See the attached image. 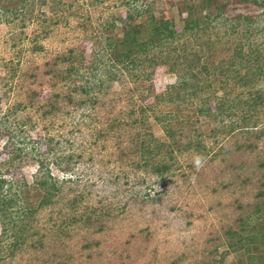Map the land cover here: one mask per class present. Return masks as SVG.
Segmentation results:
<instances>
[{
	"label": "rangeland",
	"instance_id": "rangeland-1",
	"mask_svg": "<svg viewBox=\"0 0 264 264\" xmlns=\"http://www.w3.org/2000/svg\"><path fill=\"white\" fill-rule=\"evenodd\" d=\"M180 1L46 0L40 5L36 1L31 19L11 15L0 20L2 105L16 100L25 104L16 117L26 120V134L33 139L53 136L49 145L40 139L38 158L50 162L54 176L71 173L74 179L58 183V194L36 213L25 243L13 248L11 238H0V264L264 260L262 245L246 242V237L264 230V105L249 108L248 90L234 83L231 72L212 69L214 74L202 81L196 94L179 85L182 76L189 84L195 82L186 67L194 50L209 66L230 62L236 42L243 40L227 24L235 22L237 14L255 20L251 38L264 45V8L251 0H228L223 11L227 23L210 27L197 39L175 40L166 64L153 67L146 62L140 69L126 70L114 65L104 49L107 36H120L119 18L134 3L151 2L155 14L174 19L180 31ZM207 38L211 47L201 45ZM70 49L79 67L73 83L52 73L55 56ZM152 53L159 56L156 49ZM176 54L181 59L174 61ZM93 77L104 80L90 91L96 95L94 105L88 95L72 90ZM5 81L14 86L6 93ZM254 84L264 89V78ZM54 92L60 94L55 109L44 116L42 105ZM220 97L229 109L217 113ZM164 126L173 130L172 138ZM139 135L172 144L171 154L162 149L155 157L160 155L169 166L163 175L141 166L133 150ZM55 158L62 162L51 163ZM37 160L27 153L1 169L9 178L24 176L31 182ZM79 195L81 201L72 207V198ZM91 210L95 215L84 219V212Z\"/></svg>",
	"mask_w": 264,
	"mask_h": 264
},
{
	"label": "trees",
	"instance_id": "trees-1",
	"mask_svg": "<svg viewBox=\"0 0 264 264\" xmlns=\"http://www.w3.org/2000/svg\"><path fill=\"white\" fill-rule=\"evenodd\" d=\"M36 1L40 5L45 3L46 0H0V20L11 15H21L23 21L26 18L31 19L32 15H34L33 10L37 4ZM251 1L264 8V0ZM134 2H138V0H134ZM227 3L228 0H181L177 5L180 31H177V24H175L174 19L164 15H156L151 2L139 5L134 3L132 7L127 8L124 16L119 18L120 36H107L104 41V49L108 54H111L114 65H120L121 68L126 70L140 69V67H143L142 64L145 65L144 63L146 62L148 66L153 67L160 63L166 64L171 52L175 51L173 50L174 46H172L175 40L183 36L197 39L200 38L199 34L205 33L210 27L225 25L229 20L223 15ZM234 20L235 22L230 20V23H227L231 28V33L242 34L243 38L242 36L241 38L243 40L239 39L236 42L230 62L227 65L217 64L216 66H209L208 61L206 59L200 60V54L197 53V50H194L191 56L192 59L187 60L186 67L191 70L189 77L195 82L189 84L188 78L182 76L179 77V85L182 89L183 87H189L191 89L190 92L196 94L197 89L202 85V81L214 74L215 71L212 69L218 70L220 73L226 71V75L231 72V75L233 74L232 76H234L232 77L234 78V83L247 88L249 99L246 100V103L249 108L257 109L258 106L264 105V89L256 88L254 84L259 79L264 78V56L262 52L264 45L260 46L251 38L255 31L253 30L255 20L251 16L237 14L234 16ZM109 26H112V29L115 28L114 24ZM209 40L210 38H207V41L201 45L206 43L207 47H211L212 42ZM152 49H156L159 56L155 55V53L150 54ZM72 52L73 49H70L67 54L55 56L53 64L55 68L52 71L53 77L67 83L74 82V76L78 75L79 67L75 63L77 59L74 58ZM81 57L83 56L81 55ZM178 59L180 60L181 56L176 54L174 61ZM59 62H67L68 66L61 68L57 66ZM240 69H243L244 72L240 73ZM199 74L204 76V78H200L202 80L199 79ZM103 81L100 77H93V80L91 78L83 85L73 86L72 90L73 92L79 91L83 95H88L89 101L94 105L96 95H89L90 91L97 86L99 87ZM7 85L9 87L5 89V93L14 87L12 83L5 81L3 86L6 87ZM59 95L57 92L52 93L47 103L42 105V107L46 106L42 112L44 116L55 109L54 102L58 100ZM71 98V95H69V102L72 101ZM223 99L221 97L216 98L215 108L217 113H222L229 109L228 104ZM24 108L25 104L19 100L13 103L7 102L6 106H3L0 100V142H2L0 156L4 157L0 159V238H11L10 246L13 248L20 246L27 240L29 229L33 227L34 221H37L36 213L43 207L53 203V198L58 194V183L74 180L71 173L69 175L65 173L66 175L62 178L54 176L48 168L50 162L45 163L42 158H38L42 156L38 150V146L43 144L40 139L43 138L47 144H51L53 136H43L38 139L28 136L26 134L27 129H25L26 120L16 117L18 111ZM199 110L201 111V108ZM209 110L210 108L207 107L208 113H210ZM113 122L110 126L113 125ZM165 134L172 138L174 132L170 127L166 126ZM137 141L133 150L140 156L141 166L149 167L150 171L160 176L166 173L169 166L165 163V160L160 155L156 159L155 157L161 153L162 149H165L164 153L171 154L172 144H166L142 135L137 137ZM27 153H32L39 159L37 160V169L31 182H28L24 176L14 179L7 177L2 172L1 167L10 165ZM70 156L68 155L66 159ZM61 162H58L57 158H55L51 163L59 165ZM58 167L62 169L60 166ZM81 199L82 195L74 196L71 200L72 207H75ZM84 213V219H89L92 215H95L93 210ZM95 217L97 218V216ZM71 219L75 220V217L68 220ZM34 233L36 232L30 233V236ZM235 234L241 240L239 232H235ZM253 235V237H246V242L248 244L256 241L261 244L263 252L260 257H264V230ZM255 264H264V260Z\"/></svg>",
	"mask_w": 264,
	"mask_h": 264
},
{
	"label": "clouds",
	"instance_id": "clouds-1",
	"mask_svg": "<svg viewBox=\"0 0 264 264\" xmlns=\"http://www.w3.org/2000/svg\"><path fill=\"white\" fill-rule=\"evenodd\" d=\"M199 163V160L197 159V164Z\"/></svg>",
	"mask_w": 264,
	"mask_h": 264
}]
</instances>
